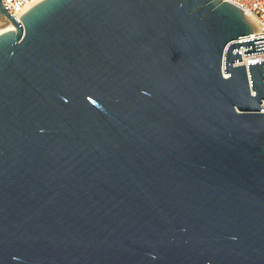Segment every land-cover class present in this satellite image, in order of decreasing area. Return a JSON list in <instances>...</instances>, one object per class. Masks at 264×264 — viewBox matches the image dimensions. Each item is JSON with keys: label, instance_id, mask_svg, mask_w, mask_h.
I'll list each match as a JSON object with an SVG mask.
<instances>
[{"label": "water", "instance_id": "obj_1", "mask_svg": "<svg viewBox=\"0 0 264 264\" xmlns=\"http://www.w3.org/2000/svg\"><path fill=\"white\" fill-rule=\"evenodd\" d=\"M0 264H264V51L221 0H0Z\"/></svg>", "mask_w": 264, "mask_h": 264}, {"label": "built area", "instance_id": "obj_2", "mask_svg": "<svg viewBox=\"0 0 264 264\" xmlns=\"http://www.w3.org/2000/svg\"><path fill=\"white\" fill-rule=\"evenodd\" d=\"M41 0H1L3 7L13 16L19 17L25 10L30 8ZM232 3L241 9L244 15L253 17L254 22L251 25L254 33H249L241 37L238 42L243 40L264 37V0H221ZM239 53L243 54L242 46L238 47ZM244 55V54H243ZM241 61H235L234 65H244L247 68L248 63H259L264 60V51L246 54L240 57ZM261 111L264 112V100L261 103Z\"/></svg>", "mask_w": 264, "mask_h": 264}, {"label": "bare ground", "instance_id": "obj_3", "mask_svg": "<svg viewBox=\"0 0 264 264\" xmlns=\"http://www.w3.org/2000/svg\"><path fill=\"white\" fill-rule=\"evenodd\" d=\"M245 17H246V20L248 21V23H249L250 25H252L253 22H254L253 17L250 16V15H246ZM9 29H13V26H12L11 23H9L4 29H0V32H2V31H4V30H9ZM239 55H240V57L244 56L241 52L239 53Z\"/></svg>", "mask_w": 264, "mask_h": 264}, {"label": "rangeland", "instance_id": "obj_4", "mask_svg": "<svg viewBox=\"0 0 264 264\" xmlns=\"http://www.w3.org/2000/svg\"><path fill=\"white\" fill-rule=\"evenodd\" d=\"M8 24L9 22L6 19L0 18V29H4Z\"/></svg>", "mask_w": 264, "mask_h": 264}]
</instances>
